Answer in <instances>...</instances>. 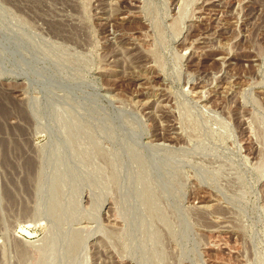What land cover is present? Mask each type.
<instances>
[{"label": "rangeland", "instance_id": "374dc122", "mask_svg": "<svg viewBox=\"0 0 264 264\" xmlns=\"http://www.w3.org/2000/svg\"><path fill=\"white\" fill-rule=\"evenodd\" d=\"M0 264H264V0H0Z\"/></svg>", "mask_w": 264, "mask_h": 264}, {"label": "bare ground", "instance_id": "6f19581e", "mask_svg": "<svg viewBox=\"0 0 264 264\" xmlns=\"http://www.w3.org/2000/svg\"><path fill=\"white\" fill-rule=\"evenodd\" d=\"M209 1V0H208ZM198 10V9H197ZM108 163V162H107ZM113 165V164H112ZM149 166V165H148ZM112 169V168H111ZM116 170V169H115ZM114 171V170H113ZM146 171V170H145ZM115 178V177H114ZM125 179V178H124Z\"/></svg>", "mask_w": 264, "mask_h": 264}]
</instances>
